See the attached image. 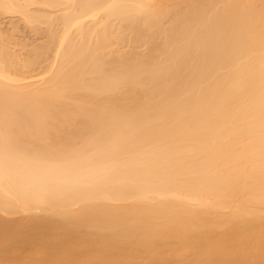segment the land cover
<instances>
[{
	"label": "bare ground",
	"instance_id": "6f19581e",
	"mask_svg": "<svg viewBox=\"0 0 264 264\" xmlns=\"http://www.w3.org/2000/svg\"><path fill=\"white\" fill-rule=\"evenodd\" d=\"M0 12V264H264V0Z\"/></svg>",
	"mask_w": 264,
	"mask_h": 264
},
{
	"label": "rangeland",
	"instance_id": "374dc122",
	"mask_svg": "<svg viewBox=\"0 0 264 264\" xmlns=\"http://www.w3.org/2000/svg\"><path fill=\"white\" fill-rule=\"evenodd\" d=\"M59 13V12H58ZM22 20V17L20 18V15H3L1 12H0V24L1 25H3V26H0V27H4V28H9V29H11L13 32H17V31H20V29H21V31L18 33H12L9 29H7V30H9L8 32L10 33H12L11 35H14L15 37H13V39L14 38H19V40H22L23 38H24V41H25V39H27V41H30V42H28V43H32L31 44V46L33 45V44H36L37 42V44H39L40 42H42L41 40H43V38H42V36H40L39 35V37H37V35H35V33L32 31H30V26H27V25H24L25 23H22L23 22V20ZM3 23V24H2ZM20 24V25H19ZM6 27H5V26ZM19 25V26H18ZM13 26H14V28H13ZM16 26V27H15ZM26 26H27V28H26ZM11 27V28H10ZM20 28V29H19ZM15 29V30H14ZM5 30V29H4ZM32 33V34H31ZM25 37H27V38H25ZM20 38H22V39H20ZM19 40H17V42L16 43H18L19 42ZM16 41V40H15ZM15 41H14V43H15ZM24 41H22V42H20V43H24ZM27 41H25V42H27ZM20 43H18V48H19V44ZM29 44V45H30ZM13 45H15V44H12L11 46H13ZM17 46V45H16ZM15 46V47H16ZM15 47L13 46V48L15 49ZM30 47V46H29ZM17 47H16V49L17 50H19ZM15 49V51H17ZM38 70H40V68L38 69ZM3 216V215H2ZM6 216V215H5ZM3 216L4 218H8L9 216ZM13 218H16V219H18V217H13ZM13 218H9V219H13ZM19 218H21V216H19Z\"/></svg>",
	"mask_w": 264,
	"mask_h": 264
}]
</instances>
